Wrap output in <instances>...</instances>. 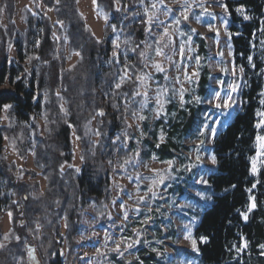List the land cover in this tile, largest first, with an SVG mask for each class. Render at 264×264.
Returning <instances> with one entry per match:
<instances>
[{
	"label": "trees",
	"instance_id": "16d2710c",
	"mask_svg": "<svg viewBox=\"0 0 264 264\" xmlns=\"http://www.w3.org/2000/svg\"><path fill=\"white\" fill-rule=\"evenodd\" d=\"M95 1L105 18L101 38L81 11L80 0H38L53 18L44 9L24 6L19 12L17 0H0V216L11 219L8 232L0 229V264H73L88 236L85 214L91 225L104 224L114 198L112 174L121 177L131 170L135 142L130 120H139L145 101L140 88L149 76L147 47L154 39L149 11L156 0ZM224 4L233 64L244 84L239 109L215 137L217 162L207 178L211 202L203 207L194 235L201 264H264L259 247L264 244V157L256 174L251 165L257 139L264 138L258 116L264 109V62L255 50L264 0ZM18 14L23 30L16 23ZM181 22L193 32L186 19ZM195 37L202 55L205 39ZM12 48L15 58L10 57ZM241 76L235 77L237 83ZM158 78L164 85L163 76ZM208 80L203 71L201 89ZM4 112L11 124H3ZM74 137L80 144V167L74 164ZM9 138L21 158L33 155L36 170L9 161ZM252 194L256 208L245 220ZM201 236L208 242H200ZM105 257L131 264L114 253ZM153 259L145 257L146 264Z\"/></svg>",
	"mask_w": 264,
	"mask_h": 264
},
{
	"label": "rangeland",
	"instance_id": "374dc122",
	"mask_svg": "<svg viewBox=\"0 0 264 264\" xmlns=\"http://www.w3.org/2000/svg\"><path fill=\"white\" fill-rule=\"evenodd\" d=\"M153 4L154 11H149L154 36L147 47L149 76L142 80L140 88L145 98L140 116L145 119L130 120L135 142L134 157L129 163L131 170L121 177L112 174L114 198L104 224L91 225L89 213L85 214L83 231L88 236L73 264H119L111 257L106 259L108 252L131 264H146L145 257L149 255L154 257L150 264H201L199 251L193 250L186 236L190 228L191 237L196 239L194 230L203 207L211 202L207 184L200 181L207 180L215 167L211 161L215 137L240 107L244 78L233 64L229 17L222 7L224 0H163V3L156 0ZM17 6L19 12L24 6L32 11L46 10L38 0H17ZM79 6L95 35L101 38L105 18L97 11L96 1L80 0ZM46 12L53 18L51 11ZM240 14L248 17L244 9ZM185 15L192 33L181 22ZM16 23L19 30L25 28L21 14ZM195 36L205 39L206 52L202 55L197 54ZM257 41L255 50L264 62V19ZM10 57H16L15 48L11 49ZM203 71L209 80L201 89L199 80ZM158 74L163 76L164 85L159 84ZM237 76H241L239 83L235 80ZM234 94L238 96L236 101ZM226 102L231 107H225ZM5 114L1 118L3 124H11ZM258 116L262 127L264 109ZM10 142V138L5 141L9 161L19 168L34 169L33 155L29 153L21 158ZM163 151H170L173 156L167 157ZM74 152V164L80 167V144L75 137ZM263 157L264 139H257V153L251 158L256 172ZM38 180L45 189V180L41 177ZM253 202L256 204L252 194L250 205ZM10 226L9 214L0 216V229L8 232Z\"/></svg>",
	"mask_w": 264,
	"mask_h": 264
},
{
	"label": "snow or ice",
	"instance_id": "6c2138e0",
	"mask_svg": "<svg viewBox=\"0 0 264 264\" xmlns=\"http://www.w3.org/2000/svg\"><path fill=\"white\" fill-rule=\"evenodd\" d=\"M160 2L163 3V0H160ZM93 3H95V0H93ZM152 7L154 8L155 5L153 4ZM201 7H203V5H201ZM222 7L224 8V11H225V12L228 11L226 5H222ZM0 11H3V9H0ZM207 11H208L207 9H204V12H207ZM237 11H238V12H242L243 9H242V8H237ZM208 14H209V15H212V13H208ZM202 15H203V13H202ZM244 18H245V19H248L249 17L244 16ZM184 19H187V16H186V15L184 16ZM177 23H179V21H177ZM113 55H115V53H113ZM248 59H249V61H251V60H252V57L249 56ZM253 66H254V65H253ZM158 70H161V69L158 68ZM241 71H243V69H241ZM116 87L119 88V87H120V84H117ZM232 90L235 91V88H233ZM138 94H139V93H137V95H138ZM229 99H230V97H229ZM261 102L264 103V101H261ZM233 103H234V101H233ZM9 107H11V106H10V105H5V108H9ZM217 107H220V105H217ZM225 107H231V104H228V103L226 102V103H225ZM103 114H104L103 112L100 113V115H103ZM134 115H135V114H134ZM138 119L143 120V119H145V117L140 116V117H138ZM214 131H215V130L213 129V132H214ZM97 134H99V133H97ZM161 139H162V137H161ZM258 139H264V138L258 137ZM157 147H159V145H157ZM199 160H200V157L197 156V161L199 162ZM211 161H212L213 164H215V163L217 162V161H216V157H215V156H212V157H211ZM168 163L171 164L172 162L169 161ZM193 167H195V165H193ZM77 171H79V169H77ZM252 171H253V172H256V168H255V166H253ZM200 182H202V183H204V184H207V183H208V181H207L206 179H203V178H201V181H200ZM160 183H163V179H161ZM253 187H255V185H253ZM197 195H201V196H202L203 194H202V193H197ZM204 198H205V199H210V197H204ZM141 199H142V198H141ZM255 207H256V204H255L254 202L251 203V205H250L249 208H248V212H252V210H253ZM243 216H244V219H245V220L248 219L247 214H243ZM146 222H147V221H145V223H146ZM186 228H188V226H186ZM188 231H189V235L186 236V239L191 240V246H192L193 250H195V251H199V248L197 247V240H196V239H193V238L191 237L190 228H188ZM199 240H200V242H202V243H207V242H208V237L201 236V237L199 238ZM247 246H248V245H247V242H245V243H244V247L246 248ZM129 247H131V245H129ZM259 247H260L262 250H264V244L259 245ZM238 251H240V249H238ZM261 255H264V251L261 252Z\"/></svg>",
	"mask_w": 264,
	"mask_h": 264
}]
</instances>
